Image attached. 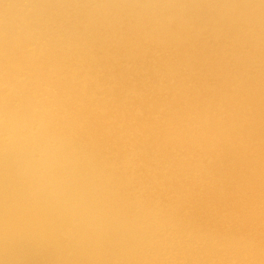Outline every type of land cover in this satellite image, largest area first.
Segmentation results:
<instances>
[{
  "label": "bare ground",
  "instance_id": "1",
  "mask_svg": "<svg viewBox=\"0 0 264 264\" xmlns=\"http://www.w3.org/2000/svg\"><path fill=\"white\" fill-rule=\"evenodd\" d=\"M0 264H264V0H0Z\"/></svg>",
  "mask_w": 264,
  "mask_h": 264
}]
</instances>
